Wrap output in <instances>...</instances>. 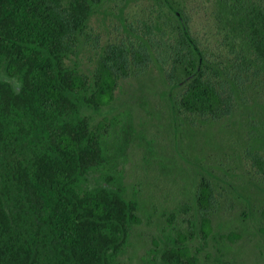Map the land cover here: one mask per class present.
<instances>
[{
  "label": "trees",
  "instance_id": "16d2710c",
  "mask_svg": "<svg viewBox=\"0 0 264 264\" xmlns=\"http://www.w3.org/2000/svg\"><path fill=\"white\" fill-rule=\"evenodd\" d=\"M107 1L0 0V264H123L142 222L122 168L136 132L129 111L96 115L152 68L175 91L178 123L238 116L245 153L264 170V0H146V18L124 23L88 74L72 56ZM201 11L211 40L194 29ZM195 198L207 239L216 195L206 176ZM193 238L171 239L158 264H200Z\"/></svg>",
  "mask_w": 264,
  "mask_h": 264
},
{
  "label": "rangeland",
  "instance_id": "374dc122",
  "mask_svg": "<svg viewBox=\"0 0 264 264\" xmlns=\"http://www.w3.org/2000/svg\"><path fill=\"white\" fill-rule=\"evenodd\" d=\"M127 1L123 14L120 7L126 0H109L93 16L89 35L72 56L84 72L93 71L107 43L127 35L124 23L134 22L136 27L137 21L146 18V0ZM203 13L197 16L194 29L211 40ZM1 77L19 87L16 79L5 73ZM161 77L158 68H152L140 78L123 81L114 105L96 115L97 121L109 118L112 122L122 120V113L129 111L126 119L132 120L136 132L122 168L127 194L136 193L140 199L142 222L134 228L123 264H158L160 251L171 239L191 232L194 238L189 244L200 264H264V170L245 153L239 117L205 125L183 115L178 123L168 107L175 91ZM121 126L117 124L116 129ZM202 176L210 179L216 195L213 231L207 239L200 233L195 198ZM90 178L92 186L101 180L98 173Z\"/></svg>",
  "mask_w": 264,
  "mask_h": 264
}]
</instances>
